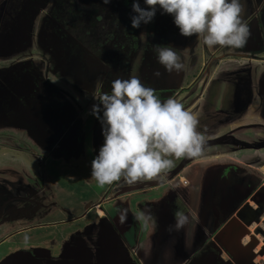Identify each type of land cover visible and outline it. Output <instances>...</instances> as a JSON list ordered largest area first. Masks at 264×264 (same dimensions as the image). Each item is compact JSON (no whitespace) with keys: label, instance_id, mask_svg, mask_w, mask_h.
Here are the masks:
<instances>
[{"label":"rangeland","instance_id":"1","mask_svg":"<svg viewBox=\"0 0 264 264\" xmlns=\"http://www.w3.org/2000/svg\"><path fill=\"white\" fill-rule=\"evenodd\" d=\"M9 1L11 0H0V11L3 10L0 17L4 22L11 19L20 4L26 0H12L13 8L7 7ZM259 2L261 3V0H240L243 6L241 18L250 11L253 3ZM39 17L40 12L37 11L32 17L30 35L17 49L0 53V66H7L19 59H31L48 81L73 105L76 115L75 127L80 130V138L81 131L90 120L88 112L91 110L92 101L95 102L94 97L98 96L97 78L92 76L87 79L85 76L76 75L73 67L65 72L59 69L52 54L44 51L39 41L36 30ZM198 38L200 43L205 45L202 39ZM258 51L257 56L264 55V52ZM242 52L245 56L252 50L245 46L221 48V54L224 56H242ZM239 61L244 66L251 62L243 58ZM251 65L255 69L249 79L253 84L249 100L251 105L236 123L232 124V134L235 136L232 141L229 142L225 137V132L229 129L222 131L220 128L212 136H217L213 140L214 143L204 148L201 157L172 158L175 167L166 174L163 182L128 185L121 179L100 187L90 175L94 157L88 152L81 153L80 150L68 160L78 162L77 166L70 167L69 163L61 158V168L69 179H72L68 183L70 185L64 186L59 176L60 192L58 196L50 195L46 193L47 184L43 185L42 171L39 168L41 161H52L47 156L43 159L47 154V146L42 148L22 127V121H0V212L5 211L2 215L5 217L3 223H0V236L22 227L28 219L35 218L40 222L53 218L66 219L80 213L81 208L89 205L93 199L103 196L100 200L104 213L94 220V226L89 225L68 234H73V239L78 240L76 244L69 243L67 246L63 243L62 255L58 254L59 257L55 260L49 259L45 262L42 260L45 258V250L35 246L26 264H192L194 261L198 264H264V172L255 168L256 163H264V87L263 79L259 75L260 72L264 73V60L254 57ZM236 77L245 78V70L234 71L232 75L227 76L225 82L213 87V93L216 92V104L229 98V80H236ZM238 138L244 141L240 140L241 143L236 145ZM217 149L221 151L215 155L214 150ZM62 152L65 153V150L62 149ZM244 161L253 162L255 169L251 170V165L248 166ZM179 174L183 175L186 182L177 177ZM185 183L187 187H183ZM172 184H179L181 187L172 191ZM29 185L35 187V191L30 195L38 205L32 212H28L24 217L26 219H22L21 215L9 219V214L17 212L13 206L21 199L11 196L23 193L25 190L19 191L30 188ZM122 186H125V191L129 193L109 201L107 197L113 192H118L119 188L122 192ZM11 189L14 192L9 195ZM139 201H144L151 207L157 227L154 228L151 224L145 227L143 222L134 219V214L139 210ZM121 207L129 209L125 224L118 222L117 210ZM177 210L189 216V223L179 231L169 233L166 227L174 224V213ZM90 212L89 210L87 214ZM105 214L116 226L112 222L108 223ZM10 216L13 217V214ZM219 221L221 229L217 233H220L221 240L212 234L216 241L218 239V247L215 248L213 241L208 238V233L219 226L215 227ZM77 224L79 223L74 222V226ZM60 230L62 229L52 227L45 235H58ZM32 232L35 233V230ZM38 239L43 238L38 236ZM3 243H8V240ZM146 245L148 253L144 255ZM4 247L0 245V256L6 249ZM12 250L19 251L18 253L21 251L17 247ZM218 250L220 253H217ZM54 254L51 251V255Z\"/></svg>","mask_w":264,"mask_h":264},{"label":"flooded vegetation","instance_id":"2","mask_svg":"<svg viewBox=\"0 0 264 264\" xmlns=\"http://www.w3.org/2000/svg\"><path fill=\"white\" fill-rule=\"evenodd\" d=\"M138 2L142 8L148 7L145 0ZM132 3L133 0H110L108 4H104L102 0H26L20 4V8L11 19L4 22L0 17V53L17 49L25 41L31 33L32 17L38 11L40 17L36 30L39 41L44 51L52 54L53 61L59 69L65 72L73 67L76 75L85 76L87 79L96 77L98 95L110 92L111 81L115 78L127 79L136 76L143 84L155 89L161 101L170 96L174 97L185 109L198 116L197 130L206 136L205 147L214 143L213 140L217 136H212L220 128L222 131L229 129L225 132V137L229 142L232 141L235 137L232 134L234 129L232 124L236 123L251 105L249 100L253 84L249 79L255 71L251 62L254 57L264 60L263 54L260 57L256 54L258 50L264 52V9L257 11V7L264 3V0H261V3H253L250 11L242 19L249 25L251 32L245 47L250 48L252 52L244 56L243 50L242 56L237 57L224 56L219 45L212 48L202 45L195 35L191 37L181 35L179 28L174 24L173 16L163 13L159 6L151 22L141 23L138 28H133L131 17L135 13L132 11ZM8 6L13 8L12 0L7 3ZM5 44L10 46L3 47ZM154 47H174L184 64L183 70L179 73L166 72L157 62ZM242 58L251 61L250 64L244 66L239 61V59L242 61ZM261 66L263 68V64ZM239 70H245L246 77H236V80L231 78L229 98L216 104V92L213 93L215 86L222 84L228 75ZM155 71H159L160 76L153 75ZM259 75L263 79L264 87V73L260 72ZM92 103L97 104L98 101L93 100ZM88 113L90 120L79 138L80 130L75 127L76 115L73 105L48 81L31 59H19L7 66H0V121H14L13 123L22 121L24 124L22 127L32 135V138L42 148L47 146V154L43 159L47 156L52 161H41L39 168L42 171L43 185L47 184L46 193L50 195L58 196L60 192L59 176L64 186L70 185L68 183L72 178L69 179L65 170L61 168L62 159L67 161L70 167L77 166L78 162L68 160L80 150L81 153L88 152L95 157L104 143L100 120L91 114V110ZM99 115L101 117L103 115L102 106ZM240 140L244 141L238 138L236 145L238 142L241 143ZM29 187L19 191L25 190L23 193L11 196L21 199L18 200L17 207L13 206L17 212L12 213L13 217L9 214V219L17 218L19 215L26 219L24 217L28 212H32L38 205L30 195L35 191V187L32 185ZM10 191L9 195L14 192L13 189ZM100 199H96L95 204L103 208ZM93 205V203L84 205L79 214L87 213ZM4 212H0V223H3L5 218L2 217ZM105 217L111 224V218L107 215ZM66 219L53 218L46 222H40L35 218L28 219L25 226L2 234L0 242L6 236L23 230L24 227H37L41 223L52 225ZM94 224V220H87L83 228ZM72 235L65 242L67 246L69 243L76 244L72 241ZM38 236L43 239L39 240ZM46 238L45 232L22 233L12 237L7 245H16L21 251L20 253L9 251L0 262L4 258L2 264H26L35 246L45 250L43 262L55 260L59 257L58 254L62 255V242H58L59 239L56 238H49L51 243L57 245L52 249L45 245L48 239ZM30 240L36 243L28 245ZM51 251L55 252L54 256L51 255Z\"/></svg>","mask_w":264,"mask_h":264},{"label":"clouds","instance_id":"3","mask_svg":"<svg viewBox=\"0 0 264 264\" xmlns=\"http://www.w3.org/2000/svg\"><path fill=\"white\" fill-rule=\"evenodd\" d=\"M108 4L110 0H102ZM142 8L133 0L131 26L152 21L157 6L163 13L173 16L181 35L200 37L212 48H241L251 35L249 25L241 18L243 6L240 0H145ZM264 9V3L257 11ZM157 62L168 73H179L184 64L174 47H154ZM160 76L159 71L153 73ZM56 83V81H52ZM91 114L102 125L104 143L98 155L91 161V178L100 187L121 179L128 185L141 182H163L166 174L175 167L174 160L199 158L204 154L206 136L198 131L199 118L174 97L161 101L156 90L143 84L136 76L120 77L111 81V91L94 97ZM103 110L102 117L99 115ZM179 184L170 185L175 191ZM183 187H187L185 183ZM129 209L117 210L118 222L127 223ZM134 219L155 228L157 221L151 207L145 204ZM195 219V216H193ZM189 223L183 211L174 213V224L166 231H179Z\"/></svg>","mask_w":264,"mask_h":264},{"label":"crops","instance_id":"4","mask_svg":"<svg viewBox=\"0 0 264 264\" xmlns=\"http://www.w3.org/2000/svg\"><path fill=\"white\" fill-rule=\"evenodd\" d=\"M255 121V120H254ZM254 147V146H253ZM223 149V148H222ZM205 150V149H204ZM219 151H221V150H219ZM218 151V149L217 150H214V153H215V155H216V153H218L219 152ZM227 156H229V157H231V155H227ZM237 159V158H236ZM259 161H261V160H259ZM246 162V163H245ZM244 163L245 164H249L248 166H250V169L252 168V169H255L256 168V170H260L261 172L263 171L264 172V163L263 162H258V163H256V167L254 168V165H253V162H251V161H244ZM187 164V163H186ZM251 169V170H252ZM178 178H180L181 180H183V181H185L186 182V180L185 179H183L184 177H183V175L182 174H179L178 176H177ZM126 186V185H125ZM125 186H122L123 187V190H122V192H120V191H118V192H116V193H112V194H110L107 198L109 199V201H111V200H113L114 198H116V197H120V196H122L123 194H128L129 193V191H125ZM125 191V192H124ZM96 201L97 200H95V199H93L92 200V202H90V203H93L94 205H93V207H91L89 210L91 211L90 213H81V214H75V215H73V216H71L70 218H68V219H66V220H62L61 222H59V223H56V224H49V225H40V226H37V227H29V228H27V227H24L23 228V230H20V231H17V232H15V233H12V234H10V235H8V236H6L1 242H0V245H2V246H5V245H7L9 242H10V239L12 238V237H15V236H17V235H19V234H22V233H26V234H28V233H31V234H33V230H35V232H45L46 233V231H47V229L49 230V229H51L52 227H57V229L59 230V229H65L64 231H65V233L62 235V234H59V236H56V234H54V235H49V236H46L47 238V241L45 242L46 244V246H50V248H52V249H55L56 247H57V245L54 243V242H50L49 241V238H56V239H59L58 240V242L60 241V242H62V244L63 243H65L69 238H70V235H68L71 231H73V230H76V229H78V230H81V229H83V224H84V222H86L87 220H95L98 216H100V215H102L104 212H103V209L102 208H100L99 206H97L95 203H96ZM139 203V206L140 207H138V205H137V207L138 208H141V207H143L144 205H145V202L144 201H139L138 202ZM100 209V210H98V211H100V212H98L97 211V209ZM88 210V211H89ZM102 213V214H101ZM75 217H77V218H75ZM84 217H86V219L83 221V218ZM74 222L75 223H79V224H77V225H75L74 226ZM220 224V221L219 222H217L216 224H215V227L217 226V225H219ZM51 225V226H50ZM23 226H25V225H23ZM221 229V225H219L217 228H215L214 230H213V232H209L208 233V238L211 240V241H213V247H218V239H217V241L214 239V237H212V234L214 235V236H217L216 238H218L219 237V235H220V233H217V231L218 230H220ZM97 232V231H96ZM4 233V232H3ZM94 234V233H93ZM96 234V233H95ZM98 237V236H97ZM118 237H120V234H119V236ZM219 239H220V237H219ZM6 240H8V243H3L4 241H6ZM221 240V239H220ZM72 241H74L75 243H77L78 242V240L76 239V238H74ZM36 242H34V241H31L30 240V242H28V245H34ZM13 247H16V245H13V246H8L7 245V247H6V249L4 250V251H2V255L0 256V258L3 256V255H5L6 253H8L9 251H11L12 250V248ZM5 248V247H4ZM3 248V249H4ZM177 251V250H176ZM52 253H55V252H52ZM143 253H144V255L145 254H147L148 253V251H147V245H146V247H145V249L143 250ZM217 253H220L219 252V250L217 251ZM231 261V260H230ZM121 262H122V260H121ZM123 263H125V261H123ZM192 264H198L196 261H194Z\"/></svg>","mask_w":264,"mask_h":264},{"label":"trees","instance_id":"5","mask_svg":"<svg viewBox=\"0 0 264 264\" xmlns=\"http://www.w3.org/2000/svg\"><path fill=\"white\" fill-rule=\"evenodd\" d=\"M83 219H86V217H84ZM48 230V229H47ZM65 229H62V230H60L61 231V233L60 234H64L65 233V231H64ZM49 231V230H48ZM56 236H59V234L58 235H56ZM7 247V245H5V248Z\"/></svg>","mask_w":264,"mask_h":264}]
</instances>
